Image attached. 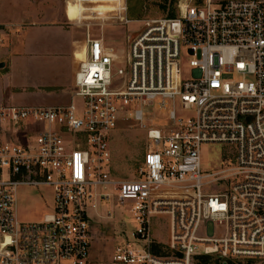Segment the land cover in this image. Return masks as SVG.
Instances as JSON below:
<instances>
[{"label":"built area","instance_id":"built-area-1","mask_svg":"<svg viewBox=\"0 0 264 264\" xmlns=\"http://www.w3.org/2000/svg\"><path fill=\"white\" fill-rule=\"evenodd\" d=\"M109 3L108 12L126 11V0ZM178 8L175 17L143 19L123 57L88 27L68 104L0 106V126L28 137L0 138V264H93L90 222L108 199L135 223L112 264H198L200 255L264 264V0H179ZM150 104L167 124L148 129L139 176L115 179L110 133L130 115L144 126ZM210 143L228 150L225 167L208 172L201 147ZM21 185L50 187L52 212L18 220ZM157 215L168 219L164 244L151 234ZM202 223L204 232L224 226L222 236H200Z\"/></svg>","mask_w":264,"mask_h":264},{"label":"rangeland","instance_id":"rangeland-1","mask_svg":"<svg viewBox=\"0 0 264 264\" xmlns=\"http://www.w3.org/2000/svg\"><path fill=\"white\" fill-rule=\"evenodd\" d=\"M0 0V27L5 37L23 34L27 27L37 19L51 27L55 39L63 31L75 33L80 40L74 45L77 53L82 49L87 28L94 34L102 33L105 43L114 47L123 57L128 49L127 37L134 36L142 29L143 19L167 17L170 12L179 13V0H126V11H106L113 0ZM204 0H191L200 4ZM220 2L222 0H213ZM94 6V7H93ZM88 7V8H87ZM97 10V11H95ZM127 17L131 21L121 23ZM100 23H104L103 26ZM38 24V23H37ZM90 24V25H89ZM63 30V31H62ZM13 65L3 69L0 79V94L10 99L13 105L61 106L71 100L72 80L77 65L75 54L62 55L61 58L31 56L28 60L15 59ZM181 71L188 72L187 55L182 53ZM12 95L10 97V93ZM8 100L6 99V102ZM79 105L80 99L74 98ZM144 126L133 121L130 115L122 119L110 133L108 147L111 157L107 165L109 174L115 179H135L143 166L145 152L152 146L148 137L149 128H164L167 124L166 111L155 109L154 105H143ZM186 115L187 113H182ZM119 116H127L126 112ZM21 127L0 126V138L25 142L27 134ZM227 146L220 143L204 144L201 147V163L205 171L211 172L225 167ZM204 192L210 188L204 187ZM15 214L18 220L31 222L41 220L53 208V192L50 187L21 185L15 189ZM97 211L101 217L94 216L90 222L91 241L89 258L93 264H112L111 255L116 242L134 230L129 211L116 204L114 199L99 201ZM111 212V218L107 212ZM90 212H92L90 210ZM199 229L200 236L221 237L224 226L207 225ZM151 234L157 240L168 242L169 225L164 215L153 216ZM254 264V263H252Z\"/></svg>","mask_w":264,"mask_h":264},{"label":"crops","instance_id":"crops-1","mask_svg":"<svg viewBox=\"0 0 264 264\" xmlns=\"http://www.w3.org/2000/svg\"><path fill=\"white\" fill-rule=\"evenodd\" d=\"M40 20L41 19H37V21H35L33 25L27 27V30L24 31L23 34H20V36H18L19 32H17V36L15 37H5V31L0 27V63L2 62L4 64L0 67V79L3 69L8 65H13L12 61H15V59L21 58L22 60H28L31 56H47L51 59H58L66 54H76V58L81 57L82 51H79L78 53L77 51H73L76 42H80L79 39H75V33L62 30L61 37L55 39L52 36L51 27L45 23H39ZM1 21L0 18V24ZM83 42L85 43V40ZM84 43L82 48L84 47ZM11 95L12 92L10 93V97ZM6 99L8 100L7 102ZM10 102L11 101L8 97L0 94V106L13 105Z\"/></svg>","mask_w":264,"mask_h":264},{"label":"trees","instance_id":"trees-1","mask_svg":"<svg viewBox=\"0 0 264 264\" xmlns=\"http://www.w3.org/2000/svg\"><path fill=\"white\" fill-rule=\"evenodd\" d=\"M169 17H175L176 14L175 12H170L168 14ZM158 248L154 247L153 251L155 253L158 252ZM200 258V261L198 264H220L219 261H218V258L214 257V256H210V255H200L199 256ZM252 261L248 260L246 262H243V263H240V264H251ZM227 264H235V261L234 260H228L227 261Z\"/></svg>","mask_w":264,"mask_h":264},{"label":"bare ground","instance_id":"bare-ground-1","mask_svg":"<svg viewBox=\"0 0 264 264\" xmlns=\"http://www.w3.org/2000/svg\"><path fill=\"white\" fill-rule=\"evenodd\" d=\"M83 49H84V48H82V49L80 50V51H82L81 57L76 58V54H75V58H76L77 61L83 57Z\"/></svg>","mask_w":264,"mask_h":264},{"label":"water","instance_id":"water-1","mask_svg":"<svg viewBox=\"0 0 264 264\" xmlns=\"http://www.w3.org/2000/svg\"><path fill=\"white\" fill-rule=\"evenodd\" d=\"M3 65H4V64L1 62V63H0V67L3 66Z\"/></svg>","mask_w":264,"mask_h":264}]
</instances>
